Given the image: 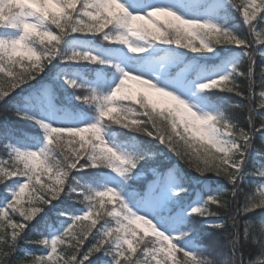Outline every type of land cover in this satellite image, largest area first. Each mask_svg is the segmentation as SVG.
<instances>
[{
    "label": "snow or ice",
    "instance_id": "1",
    "mask_svg": "<svg viewBox=\"0 0 264 264\" xmlns=\"http://www.w3.org/2000/svg\"><path fill=\"white\" fill-rule=\"evenodd\" d=\"M0 105V264H264V0H0Z\"/></svg>",
    "mask_w": 264,
    "mask_h": 264
},
{
    "label": "trees",
    "instance_id": "2",
    "mask_svg": "<svg viewBox=\"0 0 264 264\" xmlns=\"http://www.w3.org/2000/svg\"><path fill=\"white\" fill-rule=\"evenodd\" d=\"M257 30L260 31L261 29L258 28ZM250 38L254 39L255 37L251 36ZM97 43H100V41H97ZM181 51H187V50L181 49ZM258 93H259V89H257V94ZM213 99H215V97H213ZM233 99H235V98L233 97ZM85 110H87V109H85ZM5 120H7V122L11 126L22 129L26 136H34V135L39 134V132H40V130L37 127L31 125L27 121H23L20 118L16 117L14 115V113L11 112L10 110L6 112L4 109V106L0 105V123L4 122ZM114 129L116 130V132L118 134L121 131V128L119 125H115ZM141 139H144V138L141 137ZM3 143H7V141L0 140V156H3L4 158H6L4 148H3ZM256 148L258 151H264V147H262L261 144H259V143H257ZM166 154L171 157L172 162H175L176 157L174 156V154H171L170 152H168ZM254 159H255L256 165L259 166V164L261 162L259 156L254 155ZM181 165L185 170L187 180L190 184V185H186V186H189L191 188V192L186 197V199L188 201H193V200L197 199V193L200 192L201 189H204L205 185H210V186L214 187L216 185V183L219 182L220 184H222L225 187H230V185H228L227 182L224 181L222 178H215V179L205 178V177L201 176V174L197 173L194 169L188 168L187 165L183 164V162H181ZM250 171H251V169H250ZM208 175L214 176V174H208ZM152 178L153 177H152L151 173H148L145 180H143L139 183L140 184H146L147 181L152 179ZM247 183L252 186V190L255 191L256 195L260 194L258 189L261 186L258 184L256 177H254V176L251 177ZM245 190L248 191L249 189L246 187ZM205 198H206V195H205ZM69 203H72V202L69 201ZM49 207H51V206H49ZM45 211H47V209ZM262 217H264V213L260 212L259 210H257L255 213L249 215V219H251L254 222H259ZM220 237H221V239H225V244H226V238L224 237L223 233H220ZM22 247H25V245H22ZM26 250L29 252H34L36 254H40L39 249L33 245L26 246ZM253 258H255V255L253 256Z\"/></svg>",
    "mask_w": 264,
    "mask_h": 264
},
{
    "label": "rangeland",
    "instance_id": "3",
    "mask_svg": "<svg viewBox=\"0 0 264 264\" xmlns=\"http://www.w3.org/2000/svg\"><path fill=\"white\" fill-rule=\"evenodd\" d=\"M139 85L137 82L135 81H130L129 82V88L132 89V90H139Z\"/></svg>",
    "mask_w": 264,
    "mask_h": 264
}]
</instances>
